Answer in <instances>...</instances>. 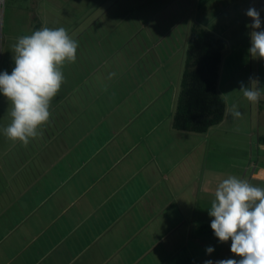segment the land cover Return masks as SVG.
Returning <instances> with one entry per match:
<instances>
[{
  "label": "crops",
  "instance_id": "obj_1",
  "mask_svg": "<svg viewBox=\"0 0 264 264\" xmlns=\"http://www.w3.org/2000/svg\"><path fill=\"white\" fill-rule=\"evenodd\" d=\"M105 1L78 6L84 15L69 32L77 58L63 68L42 134L24 146L0 131V264L239 260L214 236L208 210L229 175L264 187V60L248 52L246 15L254 7L264 21V0H195L193 22L192 14L180 23L162 16L141 23L144 37L133 24L112 35L119 23L108 22L114 6ZM191 24L226 43L218 79L225 116L200 134L172 127ZM177 28L180 39L171 36ZM250 77L260 81L256 104L239 91ZM10 108L0 94V129Z\"/></svg>",
  "mask_w": 264,
  "mask_h": 264
},
{
  "label": "clouds",
  "instance_id": "obj_2",
  "mask_svg": "<svg viewBox=\"0 0 264 264\" xmlns=\"http://www.w3.org/2000/svg\"><path fill=\"white\" fill-rule=\"evenodd\" d=\"M246 15L252 20L248 52L253 59L264 60V21L254 7L246 10ZM78 47V41L64 27L45 26L17 38L12 49L14 68L10 74L0 72V94L11 105L10 123L0 129L8 140L27 146L42 134L40 129L51 116V102L65 82L63 68L75 63ZM239 83L243 97L258 103L260 81L250 77L248 84ZM232 115L241 116L235 105ZM208 214L213 218L210 227L214 236L220 243L231 240V253L240 257L216 264H264V187L229 175L217 185ZM213 251L212 246L206 247V253Z\"/></svg>",
  "mask_w": 264,
  "mask_h": 264
},
{
  "label": "rangeland",
  "instance_id": "obj_3",
  "mask_svg": "<svg viewBox=\"0 0 264 264\" xmlns=\"http://www.w3.org/2000/svg\"><path fill=\"white\" fill-rule=\"evenodd\" d=\"M91 2L92 0H0V72L7 71L10 74L14 68L12 49L18 37L30 35L45 26L64 27L68 33L72 29L77 30L74 23L79 19V15L80 17L84 15L81 9L78 10V6L89 8ZM105 2L114 6L107 15L111 17L108 22L118 21L119 26L112 33L118 36H122L121 34H124L130 24H133L134 30H138L135 35L144 37L147 24L162 16H166L164 23H180L186 22L188 18L191 19L192 14L193 22L198 11L195 0H106ZM199 9L202 10L201 15H205L204 6L201 5ZM185 15L188 17L185 18ZM169 18L173 21H169ZM92 19H94L93 13ZM144 22H147L146 27L142 28L141 23ZM167 26L170 28L169 25ZM171 30L169 29L168 32ZM181 30L180 28L173 30L171 36L180 39ZM160 32H162L160 28L157 31L150 29V35L157 36Z\"/></svg>",
  "mask_w": 264,
  "mask_h": 264
},
{
  "label": "trees",
  "instance_id": "obj_4",
  "mask_svg": "<svg viewBox=\"0 0 264 264\" xmlns=\"http://www.w3.org/2000/svg\"><path fill=\"white\" fill-rule=\"evenodd\" d=\"M225 40L199 24L188 32L180 91L172 117L176 131L205 133L222 122L226 102L218 90Z\"/></svg>",
  "mask_w": 264,
  "mask_h": 264
}]
</instances>
